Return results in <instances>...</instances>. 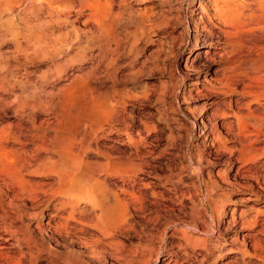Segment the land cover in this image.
<instances>
[{
	"label": "rangeland",
	"instance_id": "1",
	"mask_svg": "<svg viewBox=\"0 0 264 264\" xmlns=\"http://www.w3.org/2000/svg\"><path fill=\"white\" fill-rule=\"evenodd\" d=\"M66 1L52 0L51 6ZM68 1L73 24L58 25L57 42L72 45V62L90 68L92 82L103 79V88L72 94L75 103L67 109L77 117L71 119L72 146L87 149L82 173L92 194L109 213L117 198L124 219L101 224L97 204L80 198L77 205L85 214L73 211L68 233L51 230V244L59 251L71 244L67 264H264V11L259 0H98L107 2L99 27L88 18V4L81 8L79 0ZM28 6L21 10L28 16L48 14L47 6ZM18 13L11 15L18 19ZM9 60L22 75L25 61ZM61 97L48 102L54 116L61 114ZM94 97L98 106L79 112L78 105ZM109 106L124 108L122 116L103 118ZM3 236L0 257L8 262L16 261L20 246L25 261L66 264L46 246L36 249L33 241L15 246L8 232ZM27 243L35 255L27 253Z\"/></svg>",
	"mask_w": 264,
	"mask_h": 264
},
{
	"label": "bare ground",
	"instance_id": "2",
	"mask_svg": "<svg viewBox=\"0 0 264 264\" xmlns=\"http://www.w3.org/2000/svg\"><path fill=\"white\" fill-rule=\"evenodd\" d=\"M109 1L110 3L112 2L111 0ZM51 2L52 0H0V221L2 222L0 224V238H5L3 234L8 232L14 239L13 242L11 241L12 245L19 246L21 242L25 243L27 241H33L36 249H40V246L37 244L46 246L51 251L55 260H57L56 257L59 258L58 256H60L61 258L63 255L62 262L67 264L68 258L72 255V250H69L71 244L69 243L70 245L68 244V247L64 246L66 247L65 250L59 251L56 244H51L49 232L52 230L68 233V230L70 229L69 219L71 218L73 211L78 209L81 214H85L86 212V208L77 205V201H79L80 198L87 199L91 201L92 204H97L100 213L96 217V220L101 224H115L124 218H121L119 207L120 201H118L117 198L114 199L115 201L111 212L109 213L105 210L106 208H103L104 206L102 207V204L97 198L98 196L92 194V188H89L90 183L88 178L86 177V174L82 173V169H86L88 166L87 149L84 147L76 150L77 147H74V149L72 146L73 121H71V119L77 120L75 115H70L69 113L72 109H70L69 112L67 111L70 105H73L72 103L75 101L72 102L73 97H75L72 94L76 93L75 95L77 96L79 95V92H86L89 89L100 88L102 86L101 80L103 79L101 78V80H98L97 82L93 81L95 82L93 83L92 75H89V73H92V71H90L91 69L86 66L84 67V65L82 66L81 64H74L75 61L72 62L73 57L72 54H70L72 45L70 44L65 47L57 42L56 34L58 28H60L58 25L64 22L67 23L66 21L70 22L69 18L74 10L73 5L68 0L59 8H57V6H51L53 3ZM55 2L56 1H54V3ZM103 2H105V0H103ZM257 2L260 9L264 11V0H259ZM79 3L81 4H79L81 8L83 5L85 6L88 4V11L86 10L88 18L91 20V23H94L99 27V24L103 19L104 8L106 7L105 4L107 2L103 4L98 0H79ZM61 4H63V2ZM26 5L35 8L47 6L48 14L45 17L42 16V18L37 13L28 16L29 14L27 15L25 12L21 11ZM76 6L77 5H75V7ZM109 7L110 5L108 8ZM13 10L20 11V14L18 13V19L13 18L11 15ZM31 10L34 11L33 8ZM113 10L111 11L113 12ZM111 16L112 13L110 17ZM138 19H140L139 16ZM113 25L115 24L113 23ZM62 35H65L64 32ZM85 39L86 38H84V40ZM7 41H9L11 45H8L6 43ZM83 46H85V44ZM9 59H12L13 61H19L22 59L25 61L23 63V73L21 71L22 75L17 74V65L10 63ZM83 61L84 60H82V62ZM32 62L33 64L28 65V63ZM44 67L45 69H43ZM106 93L108 94L110 92L107 91ZM93 95L95 96V93ZM55 96H62V100L60 99L61 102L58 100V104L60 103L59 105L61 106V114H59V110V113H56V116L52 115L53 106L50 105L51 103H48L54 102ZM99 97L102 98L104 95ZM111 98L113 99L114 97L112 96L110 99ZM80 100H82V98ZM76 104L78 105V103ZM98 104L99 102L95 100V97L94 99L88 98L87 101L78 105L79 112H83V114L87 113L86 111L90 107H97ZM104 105H106V103ZM92 109L93 111L96 110L94 108ZM123 109L124 108L122 107H110L108 110H102L103 114L101 113L102 115H100L103 118H107V120H112L116 115L122 116ZM107 120L105 119L106 123ZM101 121H104V119ZM119 123H121V121ZM104 124L102 122V125ZM125 126L124 128H126ZM99 131L101 130L99 129ZM98 135L99 134H97V136ZM81 142L84 143L82 140ZM98 156L99 153L97 154L96 152L95 157ZM128 157L129 156L127 155V158ZM145 162L146 160L143 161V163ZM36 171H39L40 173L38 175L30 174V172L37 174ZM99 179L100 181L97 180L99 183L105 181V177L103 176L102 179L100 177ZM93 209L94 208L91 210ZM55 217H59V219L54 220ZM36 239H38L39 242L35 241ZM27 245L29 246L28 243ZM28 249L30 250L27 253L30 256L31 254L35 255L33 252L36 250H33L31 246H29ZM2 254L3 253L0 252V256ZM25 255L26 252L21 250L19 246L17 255L15 254V256H17L15 262H8L5 257H0V264H34L31 261V258L30 260L25 261ZM69 260H71V258ZM59 262L55 261L54 264H59Z\"/></svg>",
	"mask_w": 264,
	"mask_h": 264
}]
</instances>
